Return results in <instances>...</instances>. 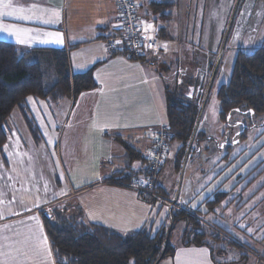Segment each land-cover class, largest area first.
Returning <instances> with one entry per match:
<instances>
[{
    "label": "crops",
    "instance_id": "crops-1",
    "mask_svg": "<svg viewBox=\"0 0 264 264\" xmlns=\"http://www.w3.org/2000/svg\"><path fill=\"white\" fill-rule=\"evenodd\" d=\"M8 2L11 7H0V11H24L0 16V25L22 30L21 38L32 42L20 44L14 34L4 31H0V40L27 48H63L70 71L82 73L91 69L96 86L82 91L76 99L29 96L9 116L8 138L0 152V264H58L45 228V212L61 210L66 217L99 223L123 234L145 226L152 229L161 212L155 209L156 202L143 200L136 190L118 181L132 174L131 177L145 178L143 170L148 160L144 161L141 154L149 158L153 130L167 125V121L163 122L167 116V81L177 71L172 72L176 67L168 65V60L175 45L167 42L164 46V37L157 36L158 49L142 59L108 49L105 39L117 30V0H4ZM136 2L138 21L145 33L157 35V29L166 26L167 34L179 36L181 47L191 45L193 58L194 48L203 52L204 67L196 69L195 59V68L184 67L191 68L189 75L202 85L210 59L218 54L225 33L226 26L224 30L215 27L217 23L227 24V15L222 21L220 10L226 12L235 0H201L198 4L197 0ZM155 2L174 3L170 21L165 22L163 13L153 8L151 4ZM200 3L202 11L197 14ZM195 26L201 28V35L197 28L192 31ZM49 33L61 34L63 44L51 42L54 37ZM192 33L196 34V40H192L203 43L202 47L189 43ZM59 103H63L61 107ZM58 139L63 141L60 147ZM125 146L139 151L141 157H129ZM168 152L154 179L163 195L167 182L164 178L158 183L156 180L166 164L175 160L170 148ZM61 183L69 184L68 189L62 186L57 191ZM93 191L88 199H82ZM175 194L173 188L172 197L165 196L174 199ZM212 211L205 209L204 216H212ZM168 212L170 218L169 209ZM227 225L226 220L219 222L221 227ZM173 246L174 254L159 264H225L214 256L209 243L185 245L182 239Z\"/></svg>",
    "mask_w": 264,
    "mask_h": 264
},
{
    "label": "trees",
    "instance_id": "trees-1",
    "mask_svg": "<svg viewBox=\"0 0 264 264\" xmlns=\"http://www.w3.org/2000/svg\"><path fill=\"white\" fill-rule=\"evenodd\" d=\"M151 5L163 13L165 22L171 19L173 2H155ZM156 32L159 38H163L167 35L166 26L158 28ZM213 64L214 62L210 66V73ZM198 85L201 87L198 80L190 74L181 85H175L172 90L166 88L170 139H178L181 143L176 156V165L179 169L184 162L205 95L206 84L201 94ZM95 86L91 69L82 73L70 71L67 53L63 48H27L0 40V152L8 138L9 116L15 107L24 105L29 96L55 100L76 99L82 91ZM217 95L219 116L223 120L237 109L249 110L255 115L264 114V45L250 52L241 50L237 53L232 75L228 82L219 86ZM197 135L198 138L205 137L201 133ZM125 148L129 157L142 156L144 161L148 160V165L143 170L144 176L147 177L151 164L150 156L146 158L131 146ZM131 176L127 175L120 181L126 182L133 178ZM155 189L163 193L156 184ZM221 197L224 199L225 195L217 192L213 199L206 197L200 206L173 207L170 212L173 225L184 219L188 225L193 223L202 226L207 223L202 218L204 210L215 212L217 204L222 201ZM204 205L206 208L203 209ZM51 215V217L44 215V223L58 264H156L164 249L167 233L165 225L159 227L155 233H151V229L145 226L123 234L99 223H88L74 216L66 217L61 210L54 211ZM209 225L218 231V235L229 232L225 226L221 227L216 223ZM200 228L190 230V234L189 228L184 231L185 245H204L207 243L206 238L212 240V237H215V241L225 243L228 241L232 243L231 245L240 247V244L226 237L229 234H222L221 238L212 236L214 235L212 232L209 235L210 230ZM174 252V246L169 241L162 259L172 256Z\"/></svg>",
    "mask_w": 264,
    "mask_h": 264
},
{
    "label": "rangeland",
    "instance_id": "rangeland-1",
    "mask_svg": "<svg viewBox=\"0 0 264 264\" xmlns=\"http://www.w3.org/2000/svg\"><path fill=\"white\" fill-rule=\"evenodd\" d=\"M200 1L197 0V4ZM233 3L227 8L226 12L223 9L220 10L222 21L227 15V24H229L234 10ZM200 4L197 14L202 11L203 3ZM212 22L216 23L215 21ZM225 26L223 23H217L215 27L218 30H224ZM196 28L195 26L192 31ZM197 32L201 35V28H197ZM195 35L190 37L191 41L189 43L202 47L203 43L195 44L192 40L193 38L196 40ZM161 40L164 46L167 42H172L176 47L172 51V58L168 60V65H173V68L176 67L172 72L177 70L173 73V78L167 81L169 89L172 90L175 85H181L184 79L189 76L191 68L184 69V67L192 66V59H195L197 64L196 66L194 63L192 69L196 66V69L200 70L206 64V58H204L203 52L198 47L193 49L195 51V58H193L191 45L186 44L181 47L179 36L176 33L167 34ZM262 45H264V0H241L231 24L220 64L198 126L197 133L204 134L205 137L198 138V135L195 137L182 176V166L179 169L176 165V156L181 143L178 139H170L168 141L170 155L173 153L175 160H173V163L169 161L166 164L164 171L158 175L156 180L158 183L163 178L165 179L167 183L164 184V193L172 197L173 188L177 192L182 177L178 201L182 202L185 208L197 207L206 197L210 196L209 199H213L217 192L225 195L224 199L221 197L222 201L217 204L215 213L213 212L212 216L208 213L207 216L202 217L204 222L207 221V223L202 224V226L193 223L188 225L186 220H178L173 225L169 239L172 245L181 243L184 231L187 228H189V234L191 233L190 230L200 227H202L201 230H210L208 234L211 235L212 232L214 234L212 236L222 238V234H229L226 237L233 239L240 244V247L231 245L232 243L230 244L228 241L222 244L215 241V237H212L213 241L205 239L213 247L214 256L225 264H264V114L255 115L249 110L233 111L223 120L219 116L217 95L219 86L228 82L232 75L237 53L241 50L250 52ZM216 54L210 59L211 62L216 60ZM197 74L194 75L197 76ZM198 75L200 76V74ZM210 75L209 68L206 78L203 82L201 80V87L198 85L200 94L204 89L207 77ZM205 89L207 88L205 87ZM62 104L59 103V107ZM54 107L55 105H53ZM166 121L167 116L165 114L163 122ZM64 134L66 133L64 132ZM61 144H63V141L58 139L57 147H60ZM51 166L52 171H54V165ZM62 186L68 189L69 184L66 186L64 183L59 184V190L57 191H60ZM93 193L94 191L86 193L82 199H88ZM179 202H177V206L183 207ZM154 205L156 206L155 209H160L161 212L153 222L155 225L152 227L151 233L158 230L157 225H160V223L164 224L168 231L170 227V218H168L170 205L159 203V201ZM173 207L176 206L173 205ZM204 208H206V205H204ZM225 220L229 224L227 229L225 228L226 231H229L228 233L222 232L221 235H218V231L213 227L212 229L209 225V223L219 225V222L223 221L224 223Z\"/></svg>",
    "mask_w": 264,
    "mask_h": 264
},
{
    "label": "built area",
    "instance_id": "built-area-1",
    "mask_svg": "<svg viewBox=\"0 0 264 264\" xmlns=\"http://www.w3.org/2000/svg\"><path fill=\"white\" fill-rule=\"evenodd\" d=\"M117 7V30L105 39L107 48L125 53L134 59H142L146 54L156 51L159 47L158 37L155 33L144 32L142 24L138 21L136 0H117ZM152 136L149 175L144 179L134 176L126 182H118L136 190L145 201H159L178 207V203L159 193L154 184L155 176L163 168L169 154V126L163 125L153 130Z\"/></svg>",
    "mask_w": 264,
    "mask_h": 264
},
{
    "label": "water",
    "instance_id": "water-1",
    "mask_svg": "<svg viewBox=\"0 0 264 264\" xmlns=\"http://www.w3.org/2000/svg\"><path fill=\"white\" fill-rule=\"evenodd\" d=\"M239 2H240V0H236L235 6H234V10H233L232 16L230 18V22L228 24L227 30H226L225 35H224L223 40H222V44L220 46V50H219V53H218V56H217V60L215 62L214 68L212 70L211 78H210L208 87L206 89V92H205V95H204V98H203V101H202V104H201L200 112H199V115L197 117V120H196V123H195V126H194L193 134L191 136V139H190V142H189V145H188V148H187V153H186L184 162L182 164L181 176L183 174L184 166H185L186 160L188 158V155H189V153H190V151L192 149V145L194 143L195 135L197 133L200 120L202 118L203 110H204V107H205V104H206L208 95L210 93V90H211V87H212V84H213V80L215 78V74H216L217 69H218L219 64H220V60H221V57H222V54H223V51H224V48H225V45H226V42H227V38H228V35L230 33L231 24L233 23V19H234L235 13L237 11V7L239 5ZM181 179H182V177L180 178L179 185H178V189H177L176 195H175V197L173 199V202L174 203H177L178 202V199H179V194H180V190L179 189H180ZM172 208H173V205H170L169 206V211L170 212H171ZM44 214L47 215L48 217H51L52 216L51 213H49V212H45ZM172 228H173V219H172V217H170V227H169V229H168V231L166 233L164 249H163V252H162V254H161V256L158 259V261H157L156 264L159 263V261L162 259L163 255H164V252H165V250H166V248L168 246V243L170 241L169 239H170V233H171Z\"/></svg>",
    "mask_w": 264,
    "mask_h": 264
},
{
    "label": "snow or ice",
    "instance_id": "snow-or-ice-1",
    "mask_svg": "<svg viewBox=\"0 0 264 264\" xmlns=\"http://www.w3.org/2000/svg\"><path fill=\"white\" fill-rule=\"evenodd\" d=\"M0 7L2 8H10L11 7V3L8 2V3H4V0H0ZM24 11V9H18V10H13V11H8V12H3V11H0V16H3V15H8V16H12V15H16L17 12H20L22 13ZM23 19H31L30 16H23L22 17ZM47 22H50V23H54L55 21H47ZM147 27H152L151 25H148ZM0 31H4V32H9V34H14L16 36V39H17V42L20 43V44H30L32 41L31 39H24V38H21L20 36V32L22 30H13V29H10L8 26H5V25H0ZM23 31H27V30H23ZM49 36H52L54 37V40L51 41V42H55L57 44H63V39H62V35L59 34V33H49L48 34ZM45 42H50V41H45ZM77 67H84V65H77ZM29 99H32L31 97ZM236 111H239V109H237Z\"/></svg>",
    "mask_w": 264,
    "mask_h": 264
},
{
    "label": "flooded vegetation",
    "instance_id": "flooded-vegetation-1",
    "mask_svg": "<svg viewBox=\"0 0 264 264\" xmlns=\"http://www.w3.org/2000/svg\"><path fill=\"white\" fill-rule=\"evenodd\" d=\"M241 1V0H240ZM235 3H236V0H235ZM235 3H234V6H235ZM240 3V2H239ZM239 6V5H238ZM234 9V8H233ZM237 10H238V7H237ZM237 12V11H236ZM236 14V13H235ZM235 17V16H234ZM234 20V19H233ZM228 24H226V27H228L227 26ZM226 30H227V28H225V32H226ZM224 35H225V33H224ZM224 35H223V37H224ZM223 40V39H222ZM222 44V43H221ZM220 50V49H219ZM218 53H219V51H218ZM217 56H218V54H217ZM217 56H216V60H217ZM216 60L214 61V64H213V66H212V70H213V68H214V65H215V62H216ZM213 63V62H212ZM211 63V64H212ZM211 74H212V72H211ZM210 78H211V75L210 76H208V80H207V82H206V88L208 87V84H209V81H210ZM226 83V82H225ZM205 92H206V89H205ZM205 92H204V94H205ZM204 97V96H203ZM202 104V103H201ZM197 134L198 133H196V135H195V137L197 136ZM202 137V136H201ZM195 140V139H194ZM227 142V141H226ZM192 150V149H191ZM187 153V152H186Z\"/></svg>",
    "mask_w": 264,
    "mask_h": 264
}]
</instances>
